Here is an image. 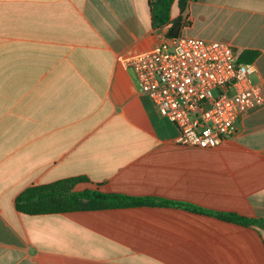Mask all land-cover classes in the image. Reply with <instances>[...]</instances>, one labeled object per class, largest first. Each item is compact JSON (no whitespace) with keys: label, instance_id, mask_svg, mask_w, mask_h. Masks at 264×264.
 <instances>
[{"label":"crops","instance_id":"obj_1","mask_svg":"<svg viewBox=\"0 0 264 264\" xmlns=\"http://www.w3.org/2000/svg\"><path fill=\"white\" fill-rule=\"evenodd\" d=\"M180 34L257 52L264 0H188ZM155 0H0V264H264V232L174 207L29 215L27 189L161 198L264 220V106L217 148L179 130L119 56L148 52L171 25ZM172 11V8H171Z\"/></svg>","mask_w":264,"mask_h":264},{"label":"built area","instance_id":"obj_2","mask_svg":"<svg viewBox=\"0 0 264 264\" xmlns=\"http://www.w3.org/2000/svg\"><path fill=\"white\" fill-rule=\"evenodd\" d=\"M159 113L179 130L177 142L217 148L235 134L239 118L264 106L253 64L239 62L230 43L180 34L154 49L119 56Z\"/></svg>","mask_w":264,"mask_h":264},{"label":"trees","instance_id":"obj_3","mask_svg":"<svg viewBox=\"0 0 264 264\" xmlns=\"http://www.w3.org/2000/svg\"><path fill=\"white\" fill-rule=\"evenodd\" d=\"M155 19L162 26L171 25L167 38L180 35L186 27L182 18L171 20V8L176 0H155ZM188 0H179L178 6L183 13ZM258 57L257 52H244L239 56L240 63L251 64ZM83 179L61 181L50 185L36 186L24 191L16 200L17 209L29 215L58 214L84 211H101L108 209H125L134 207H174L187 211L213 216L216 219L244 228H255L264 232V220L253 219L229 212H214L183 202H173L161 198H136L120 193H103L97 190L74 191V187Z\"/></svg>","mask_w":264,"mask_h":264},{"label":"rangeland","instance_id":"obj_4","mask_svg":"<svg viewBox=\"0 0 264 264\" xmlns=\"http://www.w3.org/2000/svg\"><path fill=\"white\" fill-rule=\"evenodd\" d=\"M177 4H174L173 7H172V14L175 15L177 13ZM186 35V34H184ZM188 36V35H187ZM139 264H160V263H148V262H142V263H139Z\"/></svg>","mask_w":264,"mask_h":264}]
</instances>
